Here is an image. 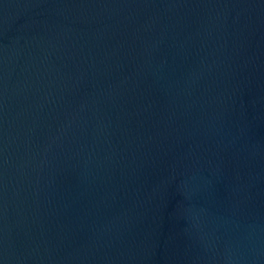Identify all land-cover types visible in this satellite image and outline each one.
Instances as JSON below:
<instances>
[{
    "label": "water",
    "instance_id": "water-1",
    "mask_svg": "<svg viewBox=\"0 0 264 264\" xmlns=\"http://www.w3.org/2000/svg\"><path fill=\"white\" fill-rule=\"evenodd\" d=\"M0 264H264V0H0Z\"/></svg>",
    "mask_w": 264,
    "mask_h": 264
}]
</instances>
